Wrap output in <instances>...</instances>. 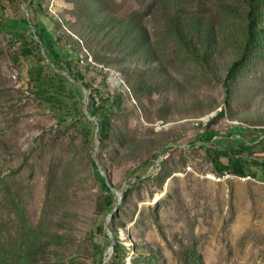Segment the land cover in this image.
Returning a JSON list of instances; mask_svg holds the SVG:
<instances>
[{
  "label": "rangeland",
  "instance_id": "obj_1",
  "mask_svg": "<svg viewBox=\"0 0 264 264\" xmlns=\"http://www.w3.org/2000/svg\"><path fill=\"white\" fill-rule=\"evenodd\" d=\"M9 1L0 264H264V36L227 79L246 4Z\"/></svg>",
  "mask_w": 264,
  "mask_h": 264
},
{
  "label": "trees",
  "instance_id": "obj_2",
  "mask_svg": "<svg viewBox=\"0 0 264 264\" xmlns=\"http://www.w3.org/2000/svg\"><path fill=\"white\" fill-rule=\"evenodd\" d=\"M16 1L19 0H10L9 3H15ZM241 2L245 3L247 6V11H246V37H245V43H244V48L242 51V55L239 60L235 61L231 68L229 69L227 79H229L232 74L240 67L241 62L243 59L247 58L248 56L253 54V50L256 49L259 44V39H262V36H264V0H240ZM41 40L44 42L43 38L41 37ZM46 46V44H45ZM51 56V54H49ZM93 94L91 96L92 100V107H91V116L93 117H100V125H99V139L101 142L105 141L108 138L109 134V120H106L104 115H107L109 109H105L104 106V98H100L99 96V103H96V97ZM264 141L262 140L260 143H257V147H261ZM220 153H216L215 156V162L220 160ZM228 163L232 164V161H229ZM227 165V170L235 173V174H240L242 173L239 170H236V168L233 167V165L230 166ZM97 178L102 180V185L104 188H108V185L103 179L99 172H96ZM254 177L255 179H260L258 175H250Z\"/></svg>",
  "mask_w": 264,
  "mask_h": 264
},
{
  "label": "bare ground",
  "instance_id": "obj_3",
  "mask_svg": "<svg viewBox=\"0 0 264 264\" xmlns=\"http://www.w3.org/2000/svg\"><path fill=\"white\" fill-rule=\"evenodd\" d=\"M212 179L217 180V181H221L223 180V175L221 177H215V176H210Z\"/></svg>",
  "mask_w": 264,
  "mask_h": 264
},
{
  "label": "built area",
  "instance_id": "obj_4",
  "mask_svg": "<svg viewBox=\"0 0 264 264\" xmlns=\"http://www.w3.org/2000/svg\"><path fill=\"white\" fill-rule=\"evenodd\" d=\"M230 177H232V175L229 173H226L223 175V179L230 178Z\"/></svg>",
  "mask_w": 264,
  "mask_h": 264
}]
</instances>
